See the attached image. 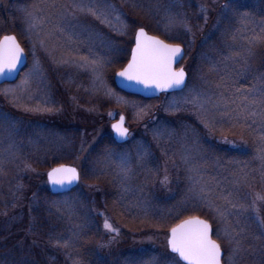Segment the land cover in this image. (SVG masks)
<instances>
[{
    "label": "rangeland",
    "instance_id": "1",
    "mask_svg": "<svg viewBox=\"0 0 264 264\" xmlns=\"http://www.w3.org/2000/svg\"><path fill=\"white\" fill-rule=\"evenodd\" d=\"M19 2L22 4L23 0H0V17H5V20L10 18L8 26L9 24L12 25L7 29L9 34L1 35L0 40L5 35L13 34L17 36L18 34L17 38L19 41L21 40L20 43L26 48L29 67L17 83L7 85L1 89L2 96L6 100L19 102L20 106L24 103L25 111L37 107L43 109L45 106L52 110H32V115H35L37 120H34V128L31 130H34V134H39L37 138L34 136L36 139L33 143H29L25 148L22 147L21 150L18 149L15 152L22 155L18 160L16 179H45L44 175L47 179L49 170L44 172L32 167L36 153H38L37 159L46 161V156H50V162L53 163L56 155L65 154L74 161L71 165L79 169L82 177L85 174L87 178L95 179L96 177L91 176L94 163L89 168L91 171H84L83 168L90 159L91 151L98 149L99 142L107 135L108 129L111 130L114 120H118L121 115H125L127 118V127L131 131V139L129 143L123 145L115 142L122 148L108 153L107 167L113 164L119 167L121 159L124 158L130 170L127 173V179H135L136 175H142L140 167L144 166L143 162L145 160L143 159L148 160L151 158L153 164L156 165L154 161L156 159L153 158L151 152L155 149V143L159 146V140L164 138V132L169 129L174 134L175 123L170 122V118L175 119L180 115H182L181 117H191V121L180 118L177 127L181 128L182 126L183 133L187 131L188 127H200L199 132L204 138L202 142L210 145L215 140L214 133L212 134L211 129L206 127L205 122L200 119L199 110L193 108L191 104L183 102V98L188 95L189 89L194 88L199 91L218 94L222 90L225 91L224 88L218 89L216 87L218 83H222V77L227 78L228 82H233L234 77L240 71L252 68L253 70L250 71L254 73L257 70L255 65L248 62L256 61V58L259 57L258 50L253 51L252 55L247 57V63L237 53L240 48L244 49L246 39L253 34V29L259 32L261 26L264 25V0H233L240 8L239 14L224 12L222 6L227 0H174L177 11L172 9L173 15L171 16L165 14L164 8L157 9L156 17H175V23L160 19L159 22L163 24V27H159V29H156L153 22H149V20L148 24L167 37L172 38L175 36L176 41H182L183 44H171L182 45L186 50V59L181 66L189 75V83L187 89L179 94L163 95L159 100L147 103L120 91L114 83L116 73L121 71L130 59L131 50L135 44L136 31L144 25L143 20L141 22L129 16L128 11L132 10L130 5L134 0H99L101 4L106 3L113 6L102 18L77 13L80 23L87 26L89 33L88 35H82L80 29H72L71 31L75 32L77 39L70 43L59 36L56 40L46 37V34L52 29L53 19L43 22L42 25H38L36 28H29V12L38 17L52 16V10L42 7L39 4L42 3L40 0L34 1L32 7H21L17 12L15 21V17H12L16 13L14 3ZM72 2L73 0H64L63 3ZM75 2L78 3L80 0H75ZM84 2L95 3L97 0H84ZM204 4L208 6L206 13L201 12V5ZM168 9L171 10L170 6H168ZM244 13H247L246 17L243 15ZM205 14L207 15L206 23L203 18ZM239 17L242 18L239 19ZM235 19L238 22L236 24L234 23ZM224 22H228V27L223 30L221 27L225 25ZM186 27H190L191 32L187 31ZM2 29L0 27V30ZM14 29H16L17 34L13 32ZM176 34H178V37ZM233 36L238 37L239 40L235 42ZM158 37L164 40L162 36ZM70 57L96 59L101 61L104 67L98 73H93L91 68L77 67L76 62L65 63L64 61L69 60ZM228 57H232V59H228ZM172 102L179 105L178 110L169 109V104ZM126 109H129L127 113H130L131 116L125 113ZM112 116L115 118L113 119ZM89 125L91 126L89 127ZM220 126H217V131H222ZM9 139L13 140L11 137ZM75 139L77 140L75 141ZM219 141L221 142L218 144L223 145L222 149H225L229 144L234 148L246 149L245 142L232 139L229 141L219 139ZM224 141H228V143ZM75 142L77 143L75 144ZM179 142L183 154L190 149L186 138L182 137ZM71 143L76 146L73 150L69 149ZM206 144L202 145L205 147ZM199 145L197 143L195 147L196 150L199 149L196 155L193 153L184 154V157L196 158L195 161L190 163H185V159H181L184 170L195 162L204 166L205 150ZM66 147L68 151H66ZM218 147L221 148V146ZM62 150L66 152L64 153ZM12 154L8 152L9 158ZM2 159H0L1 168H5L7 164H16L17 162V160L14 162L15 159L14 161ZM26 163L31 166L30 169L25 167ZM174 170L173 172L170 171L173 178L170 180L172 186L175 185L177 188L178 179H181V163L178 166V171L175 172ZM205 170L201 171V175L204 176L208 173ZM185 173H189V177L186 179L190 180L188 184L190 185L189 192L193 194L190 191L193 185L190 177L194 176L195 173L189 171ZM3 174L7 176L8 173L4 170ZM83 185L88 189V183ZM247 193H251V191ZM89 197L94 196H86L88 199ZM88 199H86V202L91 203L86 207L88 213H97L96 203ZM156 202L160 201L156 200ZM258 207L262 206L258 205ZM102 215L104 216V222L107 219L108 223L113 228L118 229L120 233L121 227L118 223L106 214ZM204 215L213 217V220L214 217L219 220L215 212H213V216L207 213H204ZM260 215L264 217L262 210ZM255 216L256 213L251 210L245 214V217L257 226ZM205 220L209 221L207 218ZM217 222L221 224L220 220ZM257 227L264 234V228L259 225ZM104 230L110 235H117L115 232H108L105 228ZM222 233L223 231L219 232L221 238H223ZM166 234L167 244L169 232ZM157 236L160 237L158 239L160 241L163 233H158ZM160 243L163 244V240ZM227 245L226 248L229 250L231 246L228 242ZM226 262L227 258L225 256L224 264Z\"/></svg>",
    "mask_w": 264,
    "mask_h": 264
},
{
    "label": "trees",
    "instance_id": "2",
    "mask_svg": "<svg viewBox=\"0 0 264 264\" xmlns=\"http://www.w3.org/2000/svg\"><path fill=\"white\" fill-rule=\"evenodd\" d=\"M34 1L37 0H23L22 4L14 3L16 13L12 17H15V21L20 8L32 7ZM40 1H42L39 3L42 7L50 9L49 1L52 2V0ZM57 2L63 3L64 0H57ZM168 6L171 10L168 9ZM130 8L132 10L128 11L129 16L134 17V20H143L142 27H145L150 34L162 36L170 43H182V41H176L175 36L169 38L161 31L156 30L163 27V24L159 22L160 19H165L166 22L170 21V17H156L157 9L164 8L167 16L173 15L172 9L177 11L174 0H134ZM53 11L55 10H52V13ZM176 18L179 20L178 17ZM8 20L11 19L5 20V17H0V27L3 28L0 30V36L9 34L7 29L12 25L8 26L10 23ZM148 20L153 22L156 29L148 24ZM236 22L235 19L234 23L236 24ZM224 24L221 27L223 30L228 27V22H224ZM14 26L16 27V24ZM13 32L17 34L16 29ZM176 35L178 37V34ZM237 40H239L238 37L235 38V42ZM243 47L244 49L240 48L238 53H245L247 42ZM257 50L259 57L256 58V61L248 62L256 66V72L250 71L253 70L252 68L240 71L234 77L233 82H228L232 92L237 87L244 90L253 85L257 88L264 87V46L253 49V51ZM226 94L230 93L226 92ZM12 102L3 96L0 99V116L8 117L7 122L0 120V159L3 158L2 160L5 161H14L15 159L14 162L17 160L16 164H7L5 168L0 167V261H3L4 264H24V262L26 264H76L77 260L80 261V264H132V262L135 264H157V261L165 256H174L168 250L166 233L178 222L190 216L207 218L213 225L214 237L217 238V232H222L224 225L218 223L219 220H216L215 217L213 220V217L204 215L207 213L213 216V211H210L198 199H195L193 194H190V185H188L190 180L186 179L189 177V173L185 172H188L191 165L185 170L182 167L181 159L185 158L184 154L193 153L196 155L199 152L198 148L195 149L197 143L205 150V163L204 166L200 165L201 171L206 169V173L208 172L204 175L205 180L211 182L215 178V182L220 183L221 189L236 191L228 181L233 178L231 175L233 172L244 169L251 176H255L256 181L251 182L250 180L252 187L239 189L242 195L248 191L252 193L264 188V185L259 183L261 161L256 158L259 131L250 132L248 129L239 127L232 129L225 122L220 126L222 131L211 129L215 140L208 145L202 142L204 138L199 132L200 127H188L184 133L182 126L181 128L177 127L180 118L192 120L191 117H181L182 115H180L169 120L175 123L174 134L167 129L163 134L164 138L159 140V146L155 143V149L151 154L156 159L154 160L156 165L153 164L151 158L143 159L145 160L144 166L140 167L142 175H136L135 179H127L124 178L120 166L116 167L113 164L107 167L108 153L122 148L115 143L108 127L107 135L99 142L98 149L91 151L90 159L84 167L86 169L83 168L84 171L90 170L89 168L94 163L91 176L96 178L89 179L83 174L81 184L71 194L53 196L47 185L46 175H44L45 179H16L15 177L18 160L22 156L15 152L18 149L21 150L22 147L25 148L27 144L33 143L39 133L34 134V130H31L34 128V120H37L36 116L32 115V110L25 111L24 103L20 106L17 101ZM128 110L126 109L125 113L131 116L130 113H127ZM253 127L258 128V125ZM182 137L186 138L190 148L184 154L179 142ZM67 138L66 135V140ZM219 139L245 142L246 149L234 148L230 146L231 144H229L230 147L222 149L223 145L218 144L221 142ZM201 143L206 146L204 147ZM70 145V150L76 148L72 143ZM67 147L66 151H68ZM66 151L62 150L64 153ZM8 152L14 154L9 158ZM37 156L38 153L34 157L32 167L44 172L54 166L71 165L74 162L65 154L56 155L54 163L50 162V156H46V161L37 159ZM180 163L181 179H178L176 188L171 184L170 179L173 178L170 171L173 172L175 168L174 171L177 172ZM4 170L7 171V176L3 174ZM146 177L148 179H145ZM165 177H167L166 182H164ZM86 183H88V189L83 185ZM91 188L93 189L91 190ZM87 195L94 197L88 199ZM86 199L96 203L97 213H88L86 207L91 203L86 202ZM156 200L160 202H156ZM261 210L264 214V206L261 207ZM102 214H106L118 223L121 227L119 235H110L104 230ZM241 224L246 228L248 239L244 243L249 250L242 254L243 258L239 263L261 264V261H264V239L256 240L253 237L261 236L263 233L257 227L258 225L255 226L245 216L241 217ZM77 225L82 227L77 228ZM73 232H80V239L77 241L80 255L77 256L75 252H72V258H69L68 252L71 249L56 247L49 238L53 236L71 237ZM158 233H163L161 238L163 244L160 243L161 240H158L160 239L157 236ZM101 245L106 246L101 247ZM227 246V240H222V248L228 261ZM180 264L182 263L180 262Z\"/></svg>",
    "mask_w": 264,
    "mask_h": 264
},
{
    "label": "snow or ice",
    "instance_id": "3",
    "mask_svg": "<svg viewBox=\"0 0 264 264\" xmlns=\"http://www.w3.org/2000/svg\"><path fill=\"white\" fill-rule=\"evenodd\" d=\"M225 13L239 14V6L233 0H227L222 6ZM49 8L53 11L52 16L38 17L34 13L29 12V28H36L42 25L43 22L53 19V25L46 37L51 40H56L57 37L64 38L67 42H72L77 39L76 34L72 29H80L82 35H88L89 29L82 25L77 17V13L102 18L113 8L112 5L97 2L85 3L84 0L72 3H58L57 0H52ZM208 6L201 5V12L206 13ZM245 17L247 13L243 14ZM205 23L207 15H204ZM170 23H175V18L170 17ZM186 30L191 32L190 27ZM236 37L233 36V39ZM43 44V41L41 42ZM264 46V25L261 26L259 32L253 29V34L247 38V47L245 53H237L238 56L247 63V57L251 56L253 49ZM182 48L178 44H168L163 40L154 36H149L143 27H140L135 33V47L131 50V59L127 66L117 75L123 81L134 82L142 85L144 88H154L160 91L176 90L185 87L186 72L184 68L177 69L175 65L179 59H182ZM23 49L16 42L14 36H4L0 40V78L10 76L17 71V67L21 62ZM232 59V57H228ZM65 63L76 62L77 67L91 68L93 73H98L104 64L96 59L88 57H70L65 60ZM222 83H218V89L224 88L218 94L209 93L208 91H199L189 89V93L183 98L185 104H191L200 112V119L205 122L206 127L216 129L218 125H223L225 122L232 129L237 127L248 129L250 132L259 131L257 159L261 161L260 181L264 185V87L257 88L255 85L249 89L236 88L231 91L227 78H221ZM230 93V94H226ZM170 110H178L179 105L176 102L169 104ZM34 111H51L52 109L45 106L32 109ZM0 120L7 122V116H0ZM124 117H120V122L112 127L122 139L128 137V130L123 127ZM258 125V128L253 127ZM228 143V141H224ZM185 163L195 161V157H185ZM26 168L30 169L29 164H25ZM121 172L124 178H127V173L130 171L127 167L126 159L122 158L120 162ZM188 171L195 173L190 177L193 181V187L190 191L193 192L194 198L198 199L201 204L215 212L223 227V238L217 232V238L213 239L212 224L207 220L199 217H189L175 227L170 229V234L167 238V247L170 253L174 256H165L157 261V264H222V240H227L231 246L228 254L227 264H239L243 258L242 254L247 252L249 248L245 246L246 228L241 224V217H244L250 210L256 213L255 220L261 228H264V217L260 215L261 207L264 206V188L260 191L252 193H240L239 189L243 187H252L251 182H255V176L245 172L244 169H239L233 172L232 179L228 181L236 191L221 189L220 183L205 180L201 175V167L198 162L192 163ZM48 180L54 186L64 187L79 180V173L74 167H66L61 165L53 168L48 172ZM167 177H165V181ZM77 228L82 226L77 225ZM104 228L108 232H115L119 235V230L113 228L108 223L107 219L104 222ZM50 242L54 246L62 249H71L68 252L69 258H72V252L77 256L80 255L77 241L80 239V232H73L71 237H50ZM253 239H264V234L254 236ZM221 241V242H218ZM106 245H101L105 247ZM178 258V259H177ZM0 264H4L0 261ZM26 264V262H24ZM76 264H80L77 260ZM135 264V262H132ZM264 264V261H261Z\"/></svg>",
    "mask_w": 264,
    "mask_h": 264
},
{
    "label": "water",
    "instance_id": "4",
    "mask_svg": "<svg viewBox=\"0 0 264 264\" xmlns=\"http://www.w3.org/2000/svg\"><path fill=\"white\" fill-rule=\"evenodd\" d=\"M147 34L149 36H154L158 39H161L163 40L162 38L158 37V36H155V35H152L150 34L146 29H144ZM138 31V30H137ZM5 36H14L16 38V42L20 45V47L23 49V56H22V59H21V62L20 64L18 65L17 67V71L15 73H13L12 75L10 76H6V77H3V78H0V88L3 87L4 85H11V84H15L19 81L21 75L23 74V72L26 70L29 62H28V55H27V52L25 51V49L23 48V46L21 45L19 39L17 38L16 35H13V34H10V35H5ZM3 39V37H2ZM1 39V40H2ZM165 43H168L166 42L165 40H163ZM168 44H171V43H168ZM181 48H182V59H179L178 63L175 65V67L177 69L179 68H183L181 67L182 63L184 62V60L186 59V50L185 48L182 46V45H179ZM134 47H135V44H134ZM130 59H131V56H130ZM129 59V60H130ZM127 66V65H126ZM125 66V67H126ZM124 67V68H125ZM123 70V69H122ZM121 70V71H122ZM185 70V69H184ZM120 72V71H119ZM186 72V79H185V87H183L182 89H176V90H168V91H160L158 89H154V88H144L142 85H138L134 82H127V81H123L120 77H118L117 73L115 75V78H114V83H115V86L117 87V89H119L120 91L128 94V95H131V96H135V97H139V98H142V99H145V100H156L158 98H160L162 95L164 94H174V93H180V92H183L186 88H187V85H188V81H189V76H188V73L187 71L185 70ZM0 97H1V91H0ZM124 117V121H123V127L126 128L128 130V137L126 139H122L118 136L117 132L113 129V127L111 128L112 129V133H113V138L115 140V142L119 145H123V144H126L130 141V129L127 127V118L125 115H121ZM120 116V117H121ZM120 117L118 120H116L112 126L114 124H117L120 122ZM61 166V165H59ZM59 166H55L54 168L56 167H59ZM64 166L66 167H74V166H71V165H66L64 164ZM76 168V167H74ZM53 169V168H52ZM51 169V170H52ZM77 169V172L79 173V180L76 181V182H73L72 184L70 185H66L64 187H59V186H54L52 185L49 180H48V174H47V180H48V185H49V189H50V192L53 196H63V195H67V194H70L72 193L74 190H76L80 183H81V173L80 171ZM50 170V171H51ZM49 171V172H50ZM200 218V217H199ZM200 219H203V218H200ZM205 220V219H204ZM210 223V222H209ZM211 224V223H210ZM212 230H213V226H212ZM170 234V232H169ZM212 238L214 239V230H213V236ZM222 252L224 253V255L222 256V264H224V259H225V252L224 250L222 249ZM175 255V254H173ZM182 262V261H181ZM183 263V262H182Z\"/></svg>",
    "mask_w": 264,
    "mask_h": 264
}]
</instances>
